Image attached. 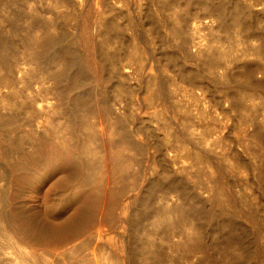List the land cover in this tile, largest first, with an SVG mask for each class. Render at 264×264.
<instances>
[{"label":"bare ground","instance_id":"bare-ground-1","mask_svg":"<svg viewBox=\"0 0 264 264\" xmlns=\"http://www.w3.org/2000/svg\"><path fill=\"white\" fill-rule=\"evenodd\" d=\"M11 4L0 264H264V0ZM19 171L60 220L53 253L45 224L9 213Z\"/></svg>","mask_w":264,"mask_h":264},{"label":"rangeland","instance_id":"rangeland-1","mask_svg":"<svg viewBox=\"0 0 264 264\" xmlns=\"http://www.w3.org/2000/svg\"><path fill=\"white\" fill-rule=\"evenodd\" d=\"M7 1L9 3H12L11 4L12 8H13L12 11H14L16 8L15 12H17V11L19 12V9H21V7L23 5L25 6V0H7ZM65 11H69V13H72L73 10H72V8L67 7V9H65ZM15 23L17 26H20L19 20L15 21ZM70 24L73 25V21L71 19L67 22V27H69ZM262 27L264 29L263 24H262ZM66 30H67V32L69 31L68 34H69V36H71L70 30L67 28H66ZM4 32L6 33L5 30H4ZM17 41H18V38H17ZM20 65L18 64L19 67H20ZM19 67L18 68H17V66L15 67L13 75L16 79V83H15L16 87L20 88L22 83L20 82ZM67 89L69 91L70 86ZM4 90L7 91V88H4ZM3 112H5V113L8 112V108L6 106H4V107L1 106V108H0L1 115H3ZM13 114L17 117V120H18L17 123L20 125L19 128H23L22 123L24 122V120L26 118L25 114L19 110L14 111ZM13 162H14L15 166L21 170H23V167L27 166L26 161L23 162L22 158H19L18 160H14ZM11 184L13 187H11V189H10L11 191L9 193V196H10L9 198H10V203H11V205L9 207V213H10V215H12L13 220L17 224L24 226L26 228H29L31 230H32L33 226L36 225L35 223H37V222L45 224L50 230V233L48 234L49 237L47 236V238L45 240V242H46L45 247H47V250L49 253H53L57 248H59L62 244H64L66 240H63L62 238L60 239V236H58L56 234V231H54V230H57L56 228L60 224V220L56 217L55 209L52 207L49 198H46V200H44L43 203H41L39 201L38 185L35 182L34 178L26 172H23V171H21L20 173L13 172ZM15 196H16V198H15ZM19 199L22 200V202H21L22 205L20 204V207H19V205H17V202H16ZM103 241L106 244H108V246H110L111 248H114L116 246V244L118 243V239H117L116 234L114 232H110V231H108L106 233L105 237L103 238ZM60 242H61V244H60ZM29 247L36 250L37 244H36L35 240L30 239L27 248L30 249ZM49 256H51V255H49ZM51 258L52 257H50V259Z\"/></svg>","mask_w":264,"mask_h":264}]
</instances>
